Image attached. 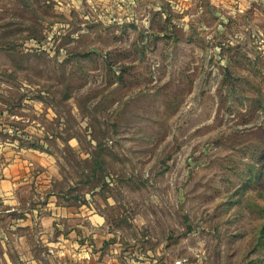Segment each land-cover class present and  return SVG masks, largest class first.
Instances as JSON below:
<instances>
[{
    "label": "rangeland",
    "instance_id": "374dc122",
    "mask_svg": "<svg viewBox=\"0 0 264 264\" xmlns=\"http://www.w3.org/2000/svg\"><path fill=\"white\" fill-rule=\"evenodd\" d=\"M9 173L122 264H264V0H0Z\"/></svg>",
    "mask_w": 264,
    "mask_h": 264
},
{
    "label": "crops",
    "instance_id": "0c3cea01",
    "mask_svg": "<svg viewBox=\"0 0 264 264\" xmlns=\"http://www.w3.org/2000/svg\"><path fill=\"white\" fill-rule=\"evenodd\" d=\"M21 182V177L10 173L0 177V201L6 205L5 210L0 209V240L3 241L8 227L13 233L17 259L6 260L4 248L0 264H122L116 256L104 252L101 238L105 236L97 232L102 218L97 212L83 203H61L54 195L46 197L39 206L25 205L21 210L23 194L17 193ZM40 242L45 251L38 253L36 245ZM52 255L62 259L51 260Z\"/></svg>",
    "mask_w": 264,
    "mask_h": 264
}]
</instances>
